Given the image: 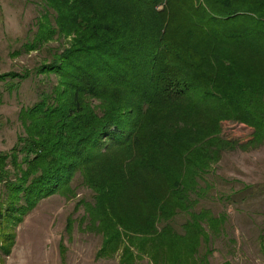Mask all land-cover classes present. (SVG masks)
I'll use <instances>...</instances> for the list:
<instances>
[{
	"label": "trees",
	"instance_id": "trees-1",
	"mask_svg": "<svg viewBox=\"0 0 264 264\" xmlns=\"http://www.w3.org/2000/svg\"><path fill=\"white\" fill-rule=\"evenodd\" d=\"M36 27L29 51L73 39L43 66L59 76L55 96L21 112L24 146L0 156L10 194L0 203V264L16 243L8 220L73 193L78 175L96 194L98 219L137 206L132 221L108 223L137 235L155 262L196 258L202 221L218 227L195 209L208 190L200 181L231 147L220 122L264 139V77L254 70L264 64V0H45ZM179 214L190 217L183 234Z\"/></svg>",
	"mask_w": 264,
	"mask_h": 264
},
{
	"label": "rangeland",
	"instance_id": "rangeland-1",
	"mask_svg": "<svg viewBox=\"0 0 264 264\" xmlns=\"http://www.w3.org/2000/svg\"><path fill=\"white\" fill-rule=\"evenodd\" d=\"M44 2L0 0V156L11 155L14 148L24 146L21 140L28 132L21 112L46 96H55L59 76L43 72V66L73 39L54 40L38 50L27 49L37 31L38 18L44 13ZM254 70L264 77L263 63ZM220 127V137L231 142V147L200 181L201 188L208 190L201 193L195 209L208 210L218 227L202 221L207 241L201 238L196 258L185 264H264V139L254 136V128L233 120H222ZM24 156L19 153V163ZM7 170L10 181H16L13 166L8 165ZM8 186V182H0V203L4 206L10 199ZM71 189L73 193L44 198L17 225L8 220L9 232L16 234L8 264H164L151 258L149 247L139 248L137 235L125 234L118 223L116 227L109 225L117 216L132 221L137 213L135 204L123 211L118 208L116 216L109 212L110 219L103 221L95 215L96 194L80 175ZM23 205L26 201L20 195L16 207ZM188 219L185 214L177 215L173 221L177 233H184ZM119 232L125 235L116 241L112 236ZM107 239H111L108 246ZM5 258L1 257V264H7Z\"/></svg>",
	"mask_w": 264,
	"mask_h": 264
},
{
	"label": "crops",
	"instance_id": "crops-1",
	"mask_svg": "<svg viewBox=\"0 0 264 264\" xmlns=\"http://www.w3.org/2000/svg\"><path fill=\"white\" fill-rule=\"evenodd\" d=\"M14 247H15V245H14ZM14 247L12 248V251H11V254H10V256H8V257H6L5 259H7V260H5L6 261V263H7V261L8 260H10V258L12 257V255H13V250H14ZM9 263V262H8ZM7 263V264H8Z\"/></svg>",
	"mask_w": 264,
	"mask_h": 264
}]
</instances>
